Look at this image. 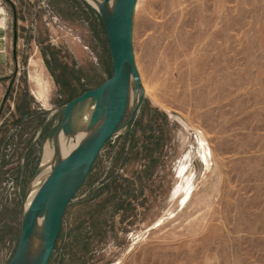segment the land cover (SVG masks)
Listing matches in <instances>:
<instances>
[{"label": "rangeland", "instance_id": "rangeland-1", "mask_svg": "<svg viewBox=\"0 0 264 264\" xmlns=\"http://www.w3.org/2000/svg\"><path fill=\"white\" fill-rule=\"evenodd\" d=\"M0 17L9 264L66 106L113 64L87 0H0ZM134 51L142 107L70 203L49 264H264V0H139Z\"/></svg>", "mask_w": 264, "mask_h": 264}, {"label": "water", "instance_id": "water-1", "mask_svg": "<svg viewBox=\"0 0 264 264\" xmlns=\"http://www.w3.org/2000/svg\"><path fill=\"white\" fill-rule=\"evenodd\" d=\"M138 2L139 0H104L101 2L102 11L95 8L108 34L113 74L101 87L84 93L66 106L64 121L54 135V150L57 152L58 134L62 130L65 135L72 131L67 124L77 106L91 101L96 112L104 106L108 108V112L84 140L66 153L57 155L36 199L27 209L24 208L19 245L9 264L50 263L70 203L87 182L103 148L113 137L131 126L142 107L145 92L134 51V26ZM134 85L140 87L143 92L136 107ZM74 174L80 176V180L75 187L70 188L68 177ZM41 217L44 218L45 238L39 251L30 256L34 227Z\"/></svg>", "mask_w": 264, "mask_h": 264}, {"label": "bare ground", "instance_id": "bare-ground-1", "mask_svg": "<svg viewBox=\"0 0 264 264\" xmlns=\"http://www.w3.org/2000/svg\"><path fill=\"white\" fill-rule=\"evenodd\" d=\"M87 2L99 11H102V3L97 0H87ZM143 92L142 89L134 85V107H136L141 99ZM108 112V108L104 106L100 111H95V105L91 101L76 107L74 113L70 115L68 124L72 131L67 133V135L61 133L58 134L57 138V152L54 149H47L44 157L40 172L38 173L36 179L33 181L31 188L28 190L27 201H25V209H27L31 203L36 199L38 191L51 171V168L56 161L58 154L66 153L74 145L78 144L84 140L87 135L100 124V122L105 118ZM64 129V128H63ZM67 129V128H65ZM80 176L70 175L68 177V185L70 188L75 187L79 182ZM46 231L44 229V218H39L36 221L34 227V236L30 249V256H34L41 248Z\"/></svg>", "mask_w": 264, "mask_h": 264}, {"label": "crops", "instance_id": "crops-1", "mask_svg": "<svg viewBox=\"0 0 264 264\" xmlns=\"http://www.w3.org/2000/svg\"><path fill=\"white\" fill-rule=\"evenodd\" d=\"M6 33L5 30L3 28V19L0 17V70L2 69L3 66V60H4V47H7V41H8V37L6 38ZM8 51H9V46H8ZM2 98L0 97V103H1Z\"/></svg>", "mask_w": 264, "mask_h": 264}, {"label": "trees", "instance_id": "trees-1", "mask_svg": "<svg viewBox=\"0 0 264 264\" xmlns=\"http://www.w3.org/2000/svg\"><path fill=\"white\" fill-rule=\"evenodd\" d=\"M26 115H27V113L24 114V116H26Z\"/></svg>", "mask_w": 264, "mask_h": 264}]
</instances>
